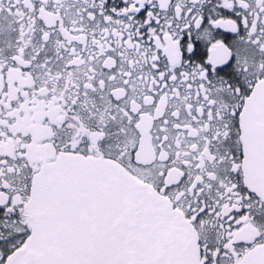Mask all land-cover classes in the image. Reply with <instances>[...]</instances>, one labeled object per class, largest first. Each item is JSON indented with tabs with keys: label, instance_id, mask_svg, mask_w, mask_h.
<instances>
[{
	"label": "snow or ice",
	"instance_id": "1",
	"mask_svg": "<svg viewBox=\"0 0 264 264\" xmlns=\"http://www.w3.org/2000/svg\"><path fill=\"white\" fill-rule=\"evenodd\" d=\"M0 264H264V0H0Z\"/></svg>",
	"mask_w": 264,
	"mask_h": 264
}]
</instances>
